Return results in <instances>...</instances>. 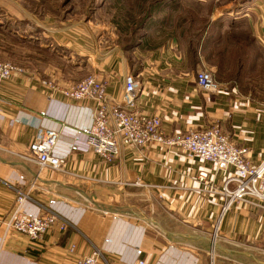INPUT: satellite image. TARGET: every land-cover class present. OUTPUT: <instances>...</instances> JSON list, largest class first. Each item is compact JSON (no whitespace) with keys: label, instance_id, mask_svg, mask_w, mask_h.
Masks as SVG:
<instances>
[{"label":"crops","instance_id":"obj_1","mask_svg":"<svg viewBox=\"0 0 264 264\" xmlns=\"http://www.w3.org/2000/svg\"><path fill=\"white\" fill-rule=\"evenodd\" d=\"M50 1L57 9L58 0H0V29L7 32L0 54L16 52L18 41L24 56L22 72L0 85V264H77L93 252L99 264H135L137 250L151 264H264V205L246 198L222 213L224 197L209 186L220 188L227 174L177 148L121 146L107 164L88 149L82 132L92 124L95 102H70L59 90L94 76L109 102H120L125 77L132 75L140 87L131 111L159 117L167 135L216 127L253 164L264 158V103L228 90L201 94L195 81L200 64L173 39L154 43L155 30L147 25L132 48L97 42L90 21L61 28L72 21L45 13ZM195 2L213 7L212 23L226 13L239 16L264 53V0ZM199 38L204 45L206 38ZM42 56L59 64H45ZM17 117L34 118L38 127ZM45 129L59 134L53 152L65 159L62 170H40L29 157V145ZM200 171L209 173V182L198 181ZM18 206L57 222L39 241L9 233Z\"/></svg>","mask_w":264,"mask_h":264},{"label":"built area","instance_id":"obj_2","mask_svg":"<svg viewBox=\"0 0 264 264\" xmlns=\"http://www.w3.org/2000/svg\"><path fill=\"white\" fill-rule=\"evenodd\" d=\"M22 69L7 62L0 61V85L9 80ZM196 87L201 94H221L225 90L212 75L211 69L199 67L195 72ZM139 83L132 75L124 80V91L120 102H109L104 83L94 76H88L80 82L59 93L70 102L92 100L96 104L93 121L89 128L82 132L86 146L107 164H113L118 158L120 147L144 150L151 144L179 149L189 159H196L212 164L217 172L227 174L220 188L210 185V192H219L224 197L222 213L234 203L246 198L264 205V158L258 163H250L245 158V150L237 147L229 137L216 127L195 129L179 134L167 135L162 130L159 117L146 115L134 110V102L139 90ZM58 90V89H57ZM15 122L38 127V121L31 117L15 118ZM59 134L52 129H45L29 145V157L39 169L62 170L65 159L53 152ZM71 147V152L76 151ZM209 173L200 171L197 179L209 182ZM136 185H139L137 182ZM232 185V187H231ZM24 197L17 198L22 204ZM19 205V206H20ZM13 212L7 222L6 230L26 237L29 241H39L57 222L54 215H34L19 209ZM137 250L135 264H151L141 258ZM77 264H99V255L93 252L81 257Z\"/></svg>","mask_w":264,"mask_h":264},{"label":"rangeland","instance_id":"obj_3","mask_svg":"<svg viewBox=\"0 0 264 264\" xmlns=\"http://www.w3.org/2000/svg\"><path fill=\"white\" fill-rule=\"evenodd\" d=\"M51 2L54 4L53 7ZM58 2L59 6L56 9L55 1H50L45 7V13H58L62 20L66 18L86 23L90 21L91 25L88 26L97 32V42L107 40L108 43L118 42L122 47L132 48L144 31L141 27L146 25L155 30L154 43H164L173 39L178 46L186 47L187 50L193 48L195 50L192 43H195V38L202 36L206 38L204 45L199 44L200 46L196 48L199 52H196L197 58L190 55L191 62L200 64L199 67L215 68L214 80L225 91H233L253 101L264 103V53L261 54L256 49L258 45L249 38L248 28L243 19L233 13L229 15L226 13L222 15L224 17L212 23L208 21L207 16L211 15L213 7L209 4L199 5L195 0H58ZM0 21L5 23L3 19ZM73 21L61 24V28L63 25L78 26L77 22L74 24ZM113 33L117 34L118 40L111 37ZM4 34L7 36V32L0 29V37ZM15 42L16 52L0 54V61L20 68L19 61L24 56L19 53V42ZM245 50L252 53L243 54ZM239 52L243 55L236 54ZM42 57L45 64L49 62L59 64L51 56ZM227 80L234 81L235 84L231 83L230 86L226 83Z\"/></svg>","mask_w":264,"mask_h":264},{"label":"trees","instance_id":"obj_4","mask_svg":"<svg viewBox=\"0 0 264 264\" xmlns=\"http://www.w3.org/2000/svg\"><path fill=\"white\" fill-rule=\"evenodd\" d=\"M232 39H233V37H232ZM199 41H200V38H195V43H192V44L194 45V47H195V50H193L194 48H193V45L191 44L193 49H192V50H189V49H188L189 56H190V55L195 56V53H196V47H197ZM251 42H252V40H251Z\"/></svg>","mask_w":264,"mask_h":264}]
</instances>
